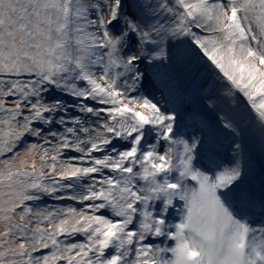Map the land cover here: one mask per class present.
<instances>
[{"label":"snow or ice","instance_id":"obj_1","mask_svg":"<svg viewBox=\"0 0 264 264\" xmlns=\"http://www.w3.org/2000/svg\"><path fill=\"white\" fill-rule=\"evenodd\" d=\"M0 264H264V0H0Z\"/></svg>","mask_w":264,"mask_h":264},{"label":"rangeland","instance_id":"obj_2","mask_svg":"<svg viewBox=\"0 0 264 264\" xmlns=\"http://www.w3.org/2000/svg\"><path fill=\"white\" fill-rule=\"evenodd\" d=\"M227 155V153H225Z\"/></svg>","mask_w":264,"mask_h":264}]
</instances>
